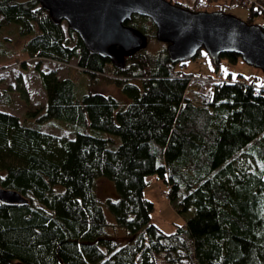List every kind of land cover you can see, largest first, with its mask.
<instances>
[{"label":"trees","instance_id":"trees-1","mask_svg":"<svg viewBox=\"0 0 264 264\" xmlns=\"http://www.w3.org/2000/svg\"><path fill=\"white\" fill-rule=\"evenodd\" d=\"M190 1L186 9L200 13L214 0ZM231 2L251 6L250 25L264 14L259 0ZM127 26L157 39L148 18L134 16ZM10 28L27 38L30 59L77 60L84 76L111 78L131 102L86 94L79 79L39 64L47 95L40 112L22 121L7 108L11 94L0 91V188L28 201L0 202V264H264L263 88L225 80L221 63L213 65L222 82L190 87L194 76L171 62L168 45L150 60L139 52L117 67L79 37L70 46L74 32L38 0H0V29ZM51 123L74 137L44 132ZM150 176L164 181L176 211L189 216L173 234L153 224ZM99 180L114 184L116 200L98 198Z\"/></svg>","mask_w":264,"mask_h":264},{"label":"water","instance_id":"water-1","mask_svg":"<svg viewBox=\"0 0 264 264\" xmlns=\"http://www.w3.org/2000/svg\"><path fill=\"white\" fill-rule=\"evenodd\" d=\"M58 23H67L86 49L122 68L144 50L148 39L127 26L134 16L150 19L156 38L168 45L173 64L195 60L205 52L214 65L226 55L241 58L264 73V30L222 13H195L167 0H38ZM0 202L26 204L15 191L0 188Z\"/></svg>","mask_w":264,"mask_h":264},{"label":"rangeland","instance_id":"rangeland-1","mask_svg":"<svg viewBox=\"0 0 264 264\" xmlns=\"http://www.w3.org/2000/svg\"><path fill=\"white\" fill-rule=\"evenodd\" d=\"M171 1V0H167ZM173 4L182 3L185 8L192 7L190 0H172ZM264 0H259L263 4ZM177 5V4H176ZM259 8L258 6L256 7ZM251 6H243L232 4L231 0H214L208 7V13H216L223 11L226 14L232 15L241 21L250 23ZM253 24L264 26V14L256 16L253 19ZM65 30L68 29L66 22L63 23ZM17 28H10L4 32L0 29V68L3 66L10 68L0 69V91H8L12 97V104L8 106V110L17 115L22 121L25 118L31 117L33 114L40 112L47 104V95L42 87L40 77L36 71V66L39 61L30 59L24 50L27 38L20 37ZM3 32V33H2ZM2 34V35H1ZM70 46H74L77 41V34L70 36ZM167 44L159 42L157 39H151L144 50L141 52L144 59H152L163 52ZM23 62V63H22ZM20 63V64H19ZM22 63V64H21ZM43 71H56L61 79L77 78L82 91L85 93H102L107 96L117 98L123 105L131 102L121 94L120 90L114 85L111 78L100 76L96 80H90L84 76L78 68V61L73 60L69 65H59L57 63L42 61L39 64ZM185 73L191 74L194 77L214 79L217 76V71L213 62L208 55L203 51L195 60L185 62ZM219 72L224 76L225 80L232 79L233 82L242 81L248 85L255 84L259 89H264V73L260 69L248 66L241 58L237 62L231 63L227 59H222ZM142 74V72H141ZM140 74V75H141ZM143 75V74H142ZM141 79V77H136ZM207 83H200V85ZM141 86V84L139 85ZM127 103V104H126ZM43 131L62 138H72L74 133L67 130L64 124L51 123L44 127ZM94 134V133H92ZM102 136H106L102 134ZM114 184L108 181L99 180L96 185V193L101 201L107 198L116 200ZM145 197L151 201L155 210L152 214L153 224L159 227L167 234L176 232L178 226L186 225L187 219L180 215L174 208L172 202L167 197V187L158 176H150L147 178V188ZM105 214L110 225L115 224V219L109 210L105 207ZM112 229V227H110ZM123 235H127L125 231L118 229ZM115 235L120 236L115 230ZM127 237V236H126Z\"/></svg>","mask_w":264,"mask_h":264},{"label":"built area","instance_id":"built-area-1","mask_svg":"<svg viewBox=\"0 0 264 264\" xmlns=\"http://www.w3.org/2000/svg\"><path fill=\"white\" fill-rule=\"evenodd\" d=\"M236 1H243V3L245 5H250V4H253L254 3V0H236ZM212 81H215V82H222L223 81V78L221 75H219L218 77H216V79H206V78H198V77H193L191 79V82H190V87H195L197 84H200V83H207V84H210ZM186 94H190V91L188 90L186 92Z\"/></svg>","mask_w":264,"mask_h":264}]
</instances>
